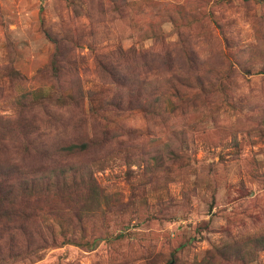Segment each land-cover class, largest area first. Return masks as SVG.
Returning <instances> with one entry per match:
<instances>
[{
	"label": "rangeland",
	"instance_id": "obj_1",
	"mask_svg": "<svg viewBox=\"0 0 264 264\" xmlns=\"http://www.w3.org/2000/svg\"><path fill=\"white\" fill-rule=\"evenodd\" d=\"M12 166L0 264H264V0H0Z\"/></svg>",
	"mask_w": 264,
	"mask_h": 264
},
{
	"label": "trees",
	"instance_id": "obj_2",
	"mask_svg": "<svg viewBox=\"0 0 264 264\" xmlns=\"http://www.w3.org/2000/svg\"><path fill=\"white\" fill-rule=\"evenodd\" d=\"M113 71H111L110 75H113ZM56 74H58V71L56 72ZM125 80L127 81L128 84H123L120 86V90H123V92H121L120 94H117V95H113V97L111 98V101L110 102H106L105 103V107H108V106H111L114 110H119L121 111L122 109H125L126 107H130L132 101H128L127 104L125 103V101L121 98V96L123 94H129L131 93V86L128 82V79L125 78ZM76 84H74L75 86ZM129 85V87H128ZM78 86V85H76ZM79 87V86H78ZM128 87V88H127ZM96 94L95 91H92V92H89V99H92L93 96ZM81 97H78L74 99L75 102H78V100L80 99ZM91 106V109H92V105L90 104ZM103 106V107H104ZM105 109L107 108H102V110L104 111ZM31 123H34V122H31ZM30 123V124H31ZM86 148V144H82L80 148H77V146L75 144H69L68 147L66 148L68 150L69 153H73L74 156L78 155L80 152H83V150ZM12 170H15L16 172H12V171H9V175L3 177V178H0V195L1 194H6V195H9L10 193H12L16 187V185L18 183H20L21 181V177H13L12 174L14 173H17V166H12L11 168ZM11 174V175H10ZM17 175H20L19 173H17ZM33 187V182H26V189H29V188H32ZM5 199H2L0 197V206H2L5 201Z\"/></svg>",
	"mask_w": 264,
	"mask_h": 264
}]
</instances>
